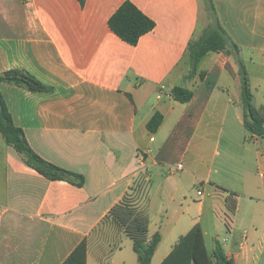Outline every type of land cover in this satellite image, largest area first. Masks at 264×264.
Returning a JSON list of instances; mask_svg holds the SVG:
<instances>
[{
    "label": "crops",
    "instance_id": "1",
    "mask_svg": "<svg viewBox=\"0 0 264 264\" xmlns=\"http://www.w3.org/2000/svg\"><path fill=\"white\" fill-rule=\"evenodd\" d=\"M126 1L156 23L137 46L109 27ZM212 2L264 114V0ZM207 12L211 25L206 0H0V73L25 70L53 88L0 82L13 121L39 156L85 177L82 188L43 177L0 134V236L16 220L30 226L27 264H62L85 238L87 264H136L121 231L110 228L106 255L91 236L141 177L147 237L161 235L151 264L197 225L210 255L218 242L233 264H264V137L246 130L239 64L211 54L191 74L186 58ZM176 87L193 91L190 102L174 99Z\"/></svg>",
    "mask_w": 264,
    "mask_h": 264
},
{
    "label": "trees",
    "instance_id": "2",
    "mask_svg": "<svg viewBox=\"0 0 264 264\" xmlns=\"http://www.w3.org/2000/svg\"><path fill=\"white\" fill-rule=\"evenodd\" d=\"M206 1L213 23L202 29L197 38L189 43L186 58L191 66V74L198 71L200 63L208 55L226 53L233 56L239 64L246 130L249 136L264 137V114L255 106L249 74L240 57V48L232 41L217 17L212 0ZM80 2L84 4L85 0H80ZM109 27L121 40L131 46H137L143 36L155 29L156 23L133 3L126 1L110 18ZM0 82L23 88L28 92L53 91L52 87L45 85L31 73L20 69L0 73ZM172 96L175 100L185 104L192 99L193 91L176 87L172 90ZM163 120L164 117L156 113L147 125L148 130L151 133L157 132ZM0 134L6 144L14 148L27 165L43 177L51 181L68 182L79 188L85 185L83 175L46 161L31 148L24 131L15 125L1 92ZM148 192L147 181L143 177L137 179L123 199L110 210L95 230L96 232L105 228H115L121 231L133 242L138 264H151L161 242L159 233L155 234L151 240L147 237L150 215L144 203L148 199ZM88 250L89 239L85 238L62 264H87ZM161 264H233V261L228 258L218 242L210 255L206 247L204 232L201 226L197 225L179 239Z\"/></svg>",
    "mask_w": 264,
    "mask_h": 264
},
{
    "label": "rangeland",
    "instance_id": "3",
    "mask_svg": "<svg viewBox=\"0 0 264 264\" xmlns=\"http://www.w3.org/2000/svg\"><path fill=\"white\" fill-rule=\"evenodd\" d=\"M204 26H207L211 23L210 13L207 12L203 14ZM23 224L21 221H15L11 228H5L0 236V260L5 263L11 264V259L19 260L23 264H27L32 259L36 250V234L30 229L19 230L18 226ZM26 227V226H25ZM110 228H105L103 230L96 231L91 236V242L93 246L101 245L103 250V255H106L110 252L109 239H110ZM125 243L122 244L124 250L122 255H130L131 258H134L136 264H138L137 255L133 250L132 241L128 238L125 239ZM112 256H107V260L104 264H113ZM127 261V260H126Z\"/></svg>",
    "mask_w": 264,
    "mask_h": 264
},
{
    "label": "built area",
    "instance_id": "4",
    "mask_svg": "<svg viewBox=\"0 0 264 264\" xmlns=\"http://www.w3.org/2000/svg\"><path fill=\"white\" fill-rule=\"evenodd\" d=\"M179 168H181V166H179ZM198 194H199V195H201V193H200V192H199Z\"/></svg>",
    "mask_w": 264,
    "mask_h": 264
}]
</instances>
